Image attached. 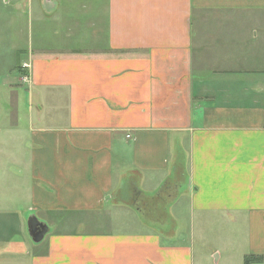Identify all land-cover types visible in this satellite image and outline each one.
<instances>
[{
  "label": "crops",
  "instance_id": "obj_1",
  "mask_svg": "<svg viewBox=\"0 0 264 264\" xmlns=\"http://www.w3.org/2000/svg\"><path fill=\"white\" fill-rule=\"evenodd\" d=\"M15 2L27 105L0 142V264H197L199 216L243 237L224 264H264V0Z\"/></svg>",
  "mask_w": 264,
  "mask_h": 264
},
{
  "label": "rangeland",
  "instance_id": "obj_2",
  "mask_svg": "<svg viewBox=\"0 0 264 264\" xmlns=\"http://www.w3.org/2000/svg\"><path fill=\"white\" fill-rule=\"evenodd\" d=\"M15 3V0H9L8 2L6 0H0V142L11 145L21 140L18 139L19 134L16 132V128L18 126L17 124L24 122V113H26L27 105V99L24 98L26 91L21 85H18L21 82L19 79L21 78L19 69L22 65L24 54L15 51V47H12L15 43L14 41H19L21 47L27 48V19L26 14L21 18H16L17 9L14 6ZM0 145L2 144L0 143ZM6 151L12 156L14 155L12 148ZM5 158L6 156L3 151H0V160L2 161ZM10 160L6 158L0 163V176H3L7 172V166L11 167V173L9 174L7 172V175H12L14 163L10 162ZM3 184L7 186V191L13 190L14 192L17 190L14 188L16 179L13 176H9ZM26 216L28 217V212ZM141 216L144 220L149 221L145 216V212ZM183 216L187 215L184 214ZM171 219V216H166L161 223L165 227L161 226V228L167 230L172 223ZM198 219V227L195 224L192 229V241L194 243L197 264H224L226 257L230 260L231 258L237 259L240 251L244 247V245L242 246V242H244L243 237L239 239L241 246L233 247L234 249H227L224 243L225 235L223 231L215 230L213 232L206 228L204 219L201 221L200 216ZM186 225H189V222ZM184 229L185 233L188 234L189 229ZM235 232L238 233V230ZM240 234H243L242 231H240ZM215 260H217V263H215Z\"/></svg>",
  "mask_w": 264,
  "mask_h": 264
},
{
  "label": "water",
  "instance_id": "obj_3",
  "mask_svg": "<svg viewBox=\"0 0 264 264\" xmlns=\"http://www.w3.org/2000/svg\"><path fill=\"white\" fill-rule=\"evenodd\" d=\"M48 230L47 224L41 222L33 214L28 215L27 217V232L31 237L32 241L39 242L46 231Z\"/></svg>",
  "mask_w": 264,
  "mask_h": 264
},
{
  "label": "trees",
  "instance_id": "obj_4",
  "mask_svg": "<svg viewBox=\"0 0 264 264\" xmlns=\"http://www.w3.org/2000/svg\"><path fill=\"white\" fill-rule=\"evenodd\" d=\"M259 257H255L253 255H250V256H245L244 258V264H250L251 262L257 260Z\"/></svg>",
  "mask_w": 264,
  "mask_h": 264
}]
</instances>
